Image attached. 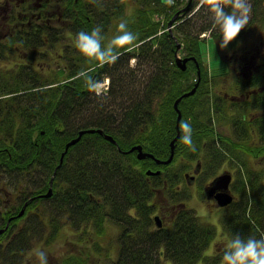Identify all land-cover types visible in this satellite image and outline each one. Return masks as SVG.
I'll return each mask as SVG.
<instances>
[{"label":"trees","instance_id":"trees-1","mask_svg":"<svg viewBox=\"0 0 264 264\" xmlns=\"http://www.w3.org/2000/svg\"><path fill=\"white\" fill-rule=\"evenodd\" d=\"M201 1L193 0L191 10ZM262 1L259 0L260 4ZM182 3L183 0H174L173 5L163 0H60L54 4L61 5L60 12L52 10L48 20L43 13H40V17H35V21L26 18L20 22L18 30L14 29L19 24L16 15L9 14V22L13 24L14 30L9 37L12 45L0 47V56H4L7 51L14 56L19 47H22L24 52H29L27 61L30 62L17 69L0 70L1 173L5 175L12 171L31 176L34 185L31 188L34 190L23 195L21 206L30 198L33 200L27 210L37 204L47 203L48 206L46 212L36 215L39 219L34 228L38 229L42 225L44 220L41 216L46 218L50 213L48 228L52 233H57L59 229L60 216H66L73 227L93 223L100 230V234L104 232L102 227L106 220L125 230L120 236L117 257L111 260V264H161L160 257L152 253L154 248L161 247V253L171 264L221 262V256L217 258L220 254L206 256L216 234L215 227L201 221L190 209L178 210L162 229L135 236L126 233L128 225L136 224L129 211L134 209L136 215L139 213L143 218L141 224L146 226L154 208L156 187L170 190L180 166L184 169L195 158L213 178L218 174V166L225 160L229 146H232L225 145V138L212 128L214 122H218L216 115L219 107L223 105L210 98L212 79L202 64L200 44V35L204 32L209 31L211 39L218 45L224 44L227 35L222 31H214L216 22L211 14L204 17L200 15L204 13L207 5L203 1L191 16L184 14L180 18V22L173 28L174 37H171L166 31V25ZM128 6L131 7L129 12ZM228 7L231 9V5ZM154 16L162 19L155 21ZM121 19L126 20L128 29L137 35L134 46L126 45L118 49L120 55L114 63L95 68L92 65L94 62L91 63L79 53L76 33L101 25L102 47H106L113 35L118 34L117 25ZM174 38L182 46L180 52L196 60V63L189 60L185 71H180L174 64ZM234 38L228 44L234 43ZM16 44L18 48H15ZM47 47H54L53 50L61 48L58 57L63 65L62 69L53 71L49 66L46 70L45 65L38 69L31 66L38 58L37 55L45 52L41 50H46ZM132 58L139 64L133 72L142 79L136 77L132 84L139 80L140 86L144 87V98L137 101L136 97L133 105L127 108H116L112 103L113 86L108 88L106 95L99 96L95 89L90 90L87 87V82L81 75V71L86 70L96 84L104 78H110L113 84L112 71H121L122 74H118L117 79L124 78V73L128 72L125 66ZM146 64L151 68L150 75L149 71L139 72V67ZM198 71L200 81L195 93L183 98L178 104L181 121L187 119L192 124L196 150L192 151L187 146L183 148L180 151L182 157L173 161L176 163L173 166L175 170L169 168L167 173L162 170L161 176L148 177L144 171L149 169L147 163H151V159L139 162L133 154L120 153L115 145L97 133L83 135L68 149L59 166L66 143L77 137L81 130H101L103 134L112 136L121 150H127L141 144L137 137L141 128H155L157 113H160L161 127L155 132L164 131L165 138L170 139L169 132H175L174 127L167 131L169 118L175 119L176 116L172 107L173 101L194 86V83L189 84L187 80L193 73L196 81ZM263 83L264 78L261 77L260 81H247L244 86L254 88L261 85V89L255 92L264 95ZM126 85L128 84L122 89ZM157 96L161 99L159 112L156 113V120L152 122L153 117L149 115L148 108ZM256 101L262 105L264 97L259 99L255 96L251 103L252 108ZM216 106L218 110H215ZM174 119L171 120V127ZM205 128L207 131H204ZM182 134L181 129L179 140ZM149 140L143 141L151 143ZM234 143L235 147L239 146L237 142ZM163 148L158 145L152 152L153 155L164 157ZM261 151H264L261 147L256 152L253 150L257 154ZM144 166L146 169L141 170ZM53 173L55 176L51 185V196L42 198L41 195L49 188ZM252 180L249 177V185L241 181V189L247 200L250 196L246 188L249 186L251 189V203L257 205L255 212L251 209L253 217L245 215L246 209L238 211L239 203L233 202L228 210L227 228L228 233L261 238L264 237V194L254 193L253 190L258 184L252 183ZM27 190L30 187L27 186ZM173 203L177 205L182 201ZM247 205L248 202L245 207ZM27 227L22 228L16 238H11L7 254L23 252L25 243L30 242V230ZM39 233L41 232L38 231Z\"/></svg>","mask_w":264,"mask_h":264},{"label":"rangeland","instance_id":"rangeland-1","mask_svg":"<svg viewBox=\"0 0 264 264\" xmlns=\"http://www.w3.org/2000/svg\"><path fill=\"white\" fill-rule=\"evenodd\" d=\"M5 1L13 4L10 7H6ZM187 1L188 0H183L179 8L184 7ZM17 2H19V0H0V47L12 45L11 38L9 37L14 32L12 28L13 24L5 20V16L8 12L9 14L16 15L21 22L26 18L35 21V17L41 16L40 13H43L45 19L47 18L46 20H48V15L51 16L50 13L52 10L60 12L61 9L60 4L54 6V4L60 2V0H37V6H31L32 3L30 4L29 0H25V2L20 0L22 4L20 6H16ZM210 2L211 0H209V3ZM249 2L251 8L247 23L234 38V43L231 42L227 46H224L223 43L218 45L217 42L211 39L208 33L202 35L200 40L202 64L207 69L209 78L212 79L210 98L223 105V107H219V113L216 115L218 122H214V127L212 128L213 131L221 135L222 138H225V145H232L228 148L229 151H227L228 153L226 154L225 160L218 166V174L223 172L231 173L232 184L230 188L235 199L234 202L239 203L238 211H244L243 209H246L245 215L253 217L251 215V209L253 208L255 212L257 205L251 203V189L249 186H247L246 191L250 199L247 200L245 198L243 190L241 189V181L249 185V177L253 178L252 183L258 184L255 186L256 189L253 190L254 193L264 194V151L258 154L255 153L256 149H260V147L262 150L264 149V103L262 101L263 104L261 105V102L259 103L256 101L254 108H252L251 104L255 96L259 99H263L264 95L255 92L261 89V85L259 87L254 86V88H247L244 86V83L246 84L247 80L250 79L251 81L255 77H258L256 80L260 81L259 76H264V62L261 64L257 73L251 71L260 63V55L264 58V0L261 4L259 0H249ZM40 3L41 6H39ZM51 3L53 4L52 6ZM204 9L205 14L201 13V16L204 17L205 15L211 14L208 10V5H206ZM130 10L131 7L128 6L127 12ZM153 19L158 21L162 18L154 16ZM196 20L198 21L199 19L197 18ZM215 29L214 31H221L218 25L215 26ZM15 48H18V44L15 45ZM53 49L54 47H47L46 50L42 49L41 51L45 52L38 54V58L31 66L38 69L39 66L45 65L46 70H48L49 66L53 71L62 69L61 66L63 65L60 63L61 60L58 57V54H61V48L57 47L56 50ZM51 51L53 52L50 53ZM10 54L11 53L7 51L4 56H0V70L17 69L21 65L30 64V62L27 61L29 52H24L22 47H19V51L16 52L14 56ZM178 55L179 58L185 56L183 52H179ZM137 66H139V64H137L135 59L128 61L127 66H125L128 72L127 74L124 73L125 77L122 79H117L121 71L115 72L113 70V84L110 78H104L102 82H99V84L97 83L95 93H104L107 88L111 89L113 86L112 89L114 93L112 96H114V98H111V100L112 103L116 105V108H127L129 105L132 106L135 100L142 101L144 98V87L140 86L139 80H136V84H132L134 78L137 77V79H141L139 75L136 76L133 72L136 70L135 68H137ZM143 70L144 72L149 71L150 75L151 68L147 64L139 67V72ZM191 76L192 77L187 80L189 84L195 83L193 78L194 74L192 73ZM187 81L184 80V83H187ZM125 84L129 86L126 85L124 89H122ZM189 91H191V89L185 92ZM244 93L246 96L241 99ZM231 96H239V99L232 102V100L228 98ZM136 97L138 98L135 99ZM159 97L157 96L154 98L148 108L149 115L153 117L152 122L156 120V113L159 112L161 101ZM162 103L164 105V101H162ZM217 106L215 110H218ZM220 108L222 110H220ZM160 118L161 114L157 113L155 128L150 127L148 130L147 127H142L137 137L139 140L138 143H141L143 152L152 153L158 145H162L164 147L163 152L165 156L161 158L155 157L160 161H164L163 159L166 161L171 153V148L169 146L172 138L175 136V132H169L170 139L168 140L163 134L164 131L155 132L157 129L160 130ZM169 119L167 123L169 128L167 131L175 127V121L174 125L171 127V120L174 118L172 117ZM204 131H207V129L205 128ZM147 139H150L149 141L152 142L143 141ZM234 142H237L239 146L235 147ZM174 145L172 165H157L153 161V163L151 162L152 164L148 162L147 166L151 169L150 171L165 170L167 173L169 168L175 170L173 166H175L176 163L174 162L177 158L182 157L180 151L185 148L186 145L181 139L174 142ZM223 149L225 150V147H223ZM253 150H255V152H253ZM230 152H233V154H230ZM246 155L248 156L246 157ZM133 157H136L135 159L139 162L145 160V158L138 159L136 151L133 153ZM189 162V164L184 166V169L181 166L177 169L178 173L171 189L168 190L169 192L165 191L163 187H156L157 195L154 197V208L151 211L146 226L144 223L141 224L143 218L139 216V213H137V216L134 209L129 211L136 224L128 225L126 233L135 236L139 233L142 234L146 231L152 232L156 230V223L154 221L155 216H159L164 225H167L170 219L173 218V211L176 206L173 202L182 201L186 205L183 206V208L190 209L201 221L215 227L216 234L206 251V256L213 257L216 254H220L217 256L218 258L222 256L225 241L229 235L227 228L229 206L218 208L215 204H211L206 199L205 187L211 177L206 173L204 167L201 166V172L193 182L185 178L186 174L189 176L194 175L195 167L199 161L194 158L193 161ZM145 169L146 166L141 170ZM147 170L148 169L144 172ZM261 173L263 176H261ZM27 186L30 187V190H27ZM31 187H34L31 176L12 171L6 172L5 175L2 173L0 176V200L6 203L8 200L7 195L10 197L9 206L7 207L5 205L4 211L11 212V209L14 211L17 210L18 207H22V197L34 190V188ZM2 190L5 192L2 193ZM47 191L43 194H46ZM246 202H248L247 207H245ZM29 203L25 208V213L20 217H16L17 220L14 223L15 226L13 230H10L6 235L0 237V264H39L37 252L41 250L47 255V264H111V260L113 261L117 257L118 246L121 242L120 236L125 230H122L120 227L113 224V222L106 220V223L102 227L104 232L100 234V230H97L98 228L93 223L73 227L66 216H62V218L60 216L61 222L58 223L59 229L57 233H52L51 229L48 228V214L50 213L46 215V218L45 216H41L44 220V225L42 223L38 229L34 228L36 221L39 219L36 215L40 212L41 214L46 212L48 207L46 206L47 203L45 205L37 204L27 210ZM24 227L30 230V242L27 241L28 244L25 243L23 252H19L16 257H12L10 254H7L10 240L14 237L13 233L19 234ZM38 231L41 233L38 234ZM17 240L19 239H16V241ZM132 242L133 240H131V243ZM162 251V248H154L152 253L160 257L161 264H171L165 259L164 255L161 253Z\"/></svg>","mask_w":264,"mask_h":264},{"label":"clouds","instance_id":"clouds-1","mask_svg":"<svg viewBox=\"0 0 264 264\" xmlns=\"http://www.w3.org/2000/svg\"><path fill=\"white\" fill-rule=\"evenodd\" d=\"M204 3L208 5L216 25L227 35L224 42V46H227L247 23L251 8L249 0H211L210 3L209 0H204ZM117 27L118 34L113 35L106 47H102L101 25L76 33V47L79 53L91 63L94 62L92 65L95 68L106 63H114L120 55L118 49L126 45L134 46L137 35L128 29L127 21L121 19ZM81 75L85 78L87 87L94 90L97 86L94 78L89 76L86 70H82ZM180 127L183 131L181 140L190 150L195 151L192 124L185 119L180 122ZM37 256L39 264H47V255L43 250L38 251ZM220 264H264V237L229 233Z\"/></svg>","mask_w":264,"mask_h":264},{"label":"water","instance_id":"water-1","mask_svg":"<svg viewBox=\"0 0 264 264\" xmlns=\"http://www.w3.org/2000/svg\"><path fill=\"white\" fill-rule=\"evenodd\" d=\"M188 6L187 5L182 11H186L188 9ZM178 16V13L169 21L168 23V27H170L173 23V21L177 18ZM180 45L177 44L176 48L177 50L179 49ZM188 61V58H179V57H175V62L177 64V66L182 69V70H185L186 68V62ZM198 84H196L193 89L184 94L183 96H189L191 94H193L195 92V89L197 87ZM179 97L173 104V107L177 113V117H176V130H177V135L176 137L171 141L170 143V148H171V153H170V156L169 158L166 160V161H160V160H155L156 163L158 164H168L172 157H173V149H174V142L179 138V123H180V119H181V114H180V111L178 110V102L181 100V98L183 97ZM93 133H97L99 135H102L104 137V139H106L107 141L113 143V144H116L115 140L111 137V136H108V135H105L103 134V132L101 130H95V129H87V130H81L78 132V135L77 137L71 139L70 141H68L64 147V151L60 157V163H59V166L61 165V162L63 160V157L65 155V153L68 151V149L75 145L79 140L80 138L85 135V134H93ZM133 150H136L137 151V158L138 159H143L145 157H150L152 159H155L153 158V156L151 154H146L142 151V148L140 146H135L133 148H131L128 152H132ZM147 174H150V175H156V174H159V172H151V171H147ZM54 176H55V173H53V175L51 176L50 178V181H49V188H48V191L46 194H43L41 197H44V198H48L51 196V193H52V182H53V179H54ZM230 182H231V176L229 173H223V174H220L218 176H216L208 185L207 189H206V194H207V198L208 199H214L217 206L218 207H225L227 205H229L232 200H233V196L231 195V192H230ZM27 206V203L23 206L22 210L20 211V213L17 215V217H20L23 213H24V210ZM158 226H160V223H157ZM7 227V226H6ZM4 232V229H1L0 230V234H2Z\"/></svg>","mask_w":264,"mask_h":264},{"label":"flooded vegetation","instance_id":"flooded-vegetation-1","mask_svg":"<svg viewBox=\"0 0 264 264\" xmlns=\"http://www.w3.org/2000/svg\"><path fill=\"white\" fill-rule=\"evenodd\" d=\"M22 2H25V0H22ZM29 2H30V4H31V6H37L36 4H37V0H29ZM5 4H6V7L8 6V7H10L13 3H11V2H8V1H5ZM24 4V3H23ZM20 5H22L21 4V2H20V0H19V2H17L16 3V6H20ZM39 6H41V3L39 4ZM16 19L19 21L18 23L19 24H17V25H15L14 26V29H16V30H18L19 29V27H20V19H18L17 18V16H16ZM5 20H6V22H9V12L6 14V16H5ZM14 33V32H13ZM261 62H264V58H262L261 60H260ZM261 66V64L259 63L255 68H254V70H255V72H258L259 71V67ZM254 93V92H253ZM242 98H244V95H242L241 96V99ZM201 164H199V163H197V165H196V167H195V170H194V175H191V176H189L190 177V181H194L195 179H196V177L198 176V174L201 172ZM2 175V173H1V170H0V176ZM210 181V180H209ZM209 181H208V183H207V185H206V187H205V190H206V188H207V186H208V184H209ZM5 191L4 190H2V193H4ZM7 195V194H6ZM7 197H8V200L6 201V203H3L1 200H0V208L2 209H0V229H4L5 227H6V225H8L7 226V229L5 230V232H3L2 234H0V237L1 236H4V235H6L7 234V232H9L10 230H13V228H14V223H15V221L17 220V218H16V215L19 213V211L21 210V207H18V209L17 210H14L13 211V209H11V212L10 211H4V206L6 205L7 207L9 206V203H10V197H9V195H7ZM208 202H210L211 204H215L216 205V203L214 202V200H212V199H210V200H208ZM25 203V202H24ZM183 208V206L181 207V206H178V207H175V209H174V214L178 211V210H180V209H182ZM9 212V213H8ZM5 213H8V214H5ZM18 219H20V218H18ZM16 234L17 233H13V236H14V238H16L15 236H16ZM8 250L10 249L9 247L7 248ZM4 253H5V248H4ZM13 255V257H16L17 255H18V252L17 253H13L12 254Z\"/></svg>","mask_w":264,"mask_h":264}]
</instances>
